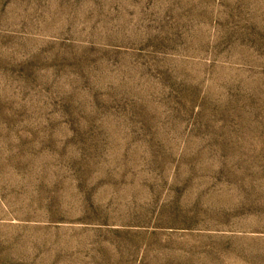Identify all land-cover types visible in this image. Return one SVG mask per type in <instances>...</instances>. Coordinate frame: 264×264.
Masks as SVG:
<instances>
[{
  "label": "rangeland",
  "instance_id": "374dc122",
  "mask_svg": "<svg viewBox=\"0 0 264 264\" xmlns=\"http://www.w3.org/2000/svg\"><path fill=\"white\" fill-rule=\"evenodd\" d=\"M0 264H264V0H0Z\"/></svg>",
  "mask_w": 264,
  "mask_h": 264
}]
</instances>
